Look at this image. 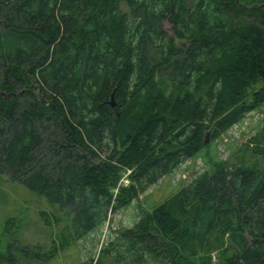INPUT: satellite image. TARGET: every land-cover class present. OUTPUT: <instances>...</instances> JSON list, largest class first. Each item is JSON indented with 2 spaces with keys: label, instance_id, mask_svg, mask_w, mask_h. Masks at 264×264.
<instances>
[{
  "label": "trees",
  "instance_id": "trees-1",
  "mask_svg": "<svg viewBox=\"0 0 264 264\" xmlns=\"http://www.w3.org/2000/svg\"><path fill=\"white\" fill-rule=\"evenodd\" d=\"M263 102L264 0H0V173L70 213L74 240ZM246 164L215 162L79 264H264Z\"/></svg>",
  "mask_w": 264,
  "mask_h": 264
},
{
  "label": "rangeland",
  "instance_id": "rangeland-1",
  "mask_svg": "<svg viewBox=\"0 0 264 264\" xmlns=\"http://www.w3.org/2000/svg\"><path fill=\"white\" fill-rule=\"evenodd\" d=\"M239 1L244 3L253 0ZM164 28L172 34L169 23L165 22ZM262 131L264 102L245 112L237 123L217 137L212 138L210 133L207 136L208 142L204 143L201 150L160 175L128 205L110 211L101 227L79 240L71 237L70 213L60 210L44 196L30 191L1 172L0 253L10 251L16 258L13 264H79L89 255L96 256L109 242H115L121 230L131 228L147 212L178 192L196 175L203 171L212 172L215 162L234 164L241 161L256 169H264L263 158L253 154L250 149L244 150L246 144L251 146L257 143L254 138ZM203 255L199 252L192 264H225L226 254L220 248L211 250L209 260ZM0 259V264H8L4 258ZM188 259L192 261L191 257ZM142 264L176 263L171 262L164 253L159 258L145 254Z\"/></svg>",
  "mask_w": 264,
  "mask_h": 264
},
{
  "label": "built area",
  "instance_id": "built-area-1",
  "mask_svg": "<svg viewBox=\"0 0 264 264\" xmlns=\"http://www.w3.org/2000/svg\"><path fill=\"white\" fill-rule=\"evenodd\" d=\"M131 172V169H126L125 170V173L122 175V177L120 178L117 186L114 188V193L117 192V189L120 185H126L128 182H129V179H128V175L130 174Z\"/></svg>",
  "mask_w": 264,
  "mask_h": 264
},
{
  "label": "water",
  "instance_id": "water-1",
  "mask_svg": "<svg viewBox=\"0 0 264 264\" xmlns=\"http://www.w3.org/2000/svg\"><path fill=\"white\" fill-rule=\"evenodd\" d=\"M108 103H109V105H110L111 107H114V106L116 105V102H115V100H114V90L112 91V93H111V95H110V99H109ZM209 134H210L209 131L205 134V139H204V142H205V143L208 142V137H207V136H208Z\"/></svg>",
  "mask_w": 264,
  "mask_h": 264
}]
</instances>
